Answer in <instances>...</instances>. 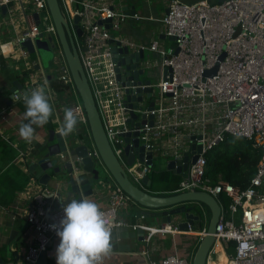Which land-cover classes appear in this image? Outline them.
Segmentation results:
<instances>
[{
	"label": "built area",
	"instance_id": "1",
	"mask_svg": "<svg viewBox=\"0 0 264 264\" xmlns=\"http://www.w3.org/2000/svg\"><path fill=\"white\" fill-rule=\"evenodd\" d=\"M60 3L72 28L108 140L130 179L150 191L143 179L155 168L157 156L166 161L181 160L193 142L201 144L199 157L190 163L187 175L176 189L150 192L167 195L197 189L213 194L219 202L220 195L226 193L231 202L227 207L220 202L222 214L216 226L212 254L217 253L219 243L224 251H231L229 264H264V0H169L168 12L154 20L160 23V35L174 37V46H167L159 39L149 44L137 43L121 33L127 18H144L123 10L121 0H60ZM4 5L10 15L6 24L14 35L5 37L0 27V69L5 59L12 58L24 61L22 70H32L36 61L22 43L44 33L54 37L51 61L54 76L75 89L47 0H0V15ZM76 15L80 16L82 36H78L75 28ZM113 40L121 46L156 52L157 82L139 85L135 80H120ZM143 64L149 65L150 61ZM28 82V93L43 85L37 76ZM148 86L153 88L151 96L143 93L141 100L128 99L129 89L133 90L131 95L138 97L137 88ZM24 96L14 93L15 100ZM72 110L82 122H87L78 94ZM132 113L136 114L135 118ZM0 120H8L4 108ZM127 134H131L132 141L139 138L145 146L144 158L137 155L132 164L126 153ZM230 136L250 140L260 150L256 171L244 189L223 180L214 183L206 176L207 154ZM149 153L152 164L148 163ZM162 166L166 168L165 163ZM103 185L113 186L108 204L100 207L112 231L142 228L147 240L157 233L187 232L174 224L157 227L125 221L121 212L134 199L113 179L104 180ZM50 193L46 186L32 185V197L24 215L34 241L24 255L23 264H37L49 243L60 239L53 225L59 228L64 205L50 210L46 200ZM148 264H192V258L170 254L160 263L150 260Z\"/></svg>",
	"mask_w": 264,
	"mask_h": 264
},
{
	"label": "water",
	"instance_id": "2",
	"mask_svg": "<svg viewBox=\"0 0 264 264\" xmlns=\"http://www.w3.org/2000/svg\"><path fill=\"white\" fill-rule=\"evenodd\" d=\"M139 1L142 0H121V5L127 13L135 14ZM47 3L73 77L75 90L83 103L87 122H82L77 116L76 130L67 137L61 136L56 127L49 128L47 134L44 135V141L40 143L34 154L30 171L38 179L40 185L52 188L50 197H56L63 205L72 199L80 200L82 197H91L96 193V186L102 180H108V176H110L124 192L140 205L141 209L136 211L138 218H146L150 221L154 219L152 222L156 220L161 225L174 224L181 230H192L195 234L197 232L199 242L192 264H209L212 249L216 243V226L222 214L219 199L207 191L197 189L168 195L155 194L139 187L130 179L108 140L90 83L84 72L72 28L62 10L60 0H47ZM2 11L6 13V5L2 7ZM167 12L168 9H166ZM35 18L37 24H40L39 14L36 13ZM79 20L80 16L76 15L74 18L75 28L78 36H82L83 31L79 27ZM43 37L45 35L41 33L39 38ZM170 39L173 40L174 37H170ZM48 41L54 47V37L49 36ZM38 42L37 39L28 38L22 45L34 54L38 52ZM113 42L115 43L112 48L114 56L119 62L118 78L124 82L135 80V84L139 85L150 84L151 78L142 77L146 70L143 63L146 60L147 50H136L129 45L121 46L114 40ZM38 67L39 65H36V68ZM14 84L12 92L17 93L19 97L30 94L19 80L14 81ZM132 91L129 89L128 99L141 100L143 93L151 96L153 88L151 86L137 88L138 97L131 95ZM1 92L0 89V95ZM65 97L71 99V92L66 91ZM154 105L155 102L152 100L150 107L153 108ZM132 117L135 118L136 114L132 113ZM150 117L153 119V114ZM62 123H59L60 127ZM152 123L153 120H151ZM191 139L194 140L195 135ZM126 142V153L130 164L134 163L137 155L141 159L144 158L145 146L139 138L132 141L131 134H127ZM132 142L133 145H131ZM201 151L202 145L193 142L191 149L184 151L181 160H167L166 168L186 176L190 163L197 160ZM148 163H153L152 153H149ZM143 182L150 186L151 176L146 175ZM207 215L209 221L205 226L204 220ZM138 232L144 233L145 231L139 228ZM51 244L52 241L49 246ZM37 264H49L47 249L40 254Z\"/></svg>",
	"mask_w": 264,
	"mask_h": 264
},
{
	"label": "crops",
	"instance_id": "3",
	"mask_svg": "<svg viewBox=\"0 0 264 264\" xmlns=\"http://www.w3.org/2000/svg\"><path fill=\"white\" fill-rule=\"evenodd\" d=\"M142 1L137 3V13L141 15L138 10L140 3L144 7L151 6L155 13L147 17L150 20L163 17L166 9H168L169 0ZM2 16L0 25L2 26L1 29L4 30L5 37L14 35L11 27L6 24L10 17L9 13H3ZM144 18L146 17L144 16ZM142 19L127 18L120 32L137 43L149 44V39L147 35L142 34L140 26L135 27ZM154 32L156 36L152 40L159 39L169 46V40L172 39L165 36L161 37L163 34L160 35L159 22ZM41 41L37 44L38 52L30 54L31 58L32 55H35L32 60L36 61L32 70H22L23 65H20L18 61L13 63V59L10 60L11 58L5 59L0 69V89L2 90L0 112L4 108L8 113L7 121L0 120V142H2L0 143V264H23L24 255L29 245L34 241L33 232L29 229L24 214L32 197V185L40 186V183L30 171V165L34 159V154L38 150L37 148L44 141L43 138L48 129L51 127L60 129L59 123L64 120V109H72L78 94L71 85L64 84L54 76L51 66L54 55L53 47L49 41L43 44H41ZM36 65H39V67L36 68ZM36 76L42 80L43 85L47 81L45 90L54 111L48 123L43 127L34 126L35 139L31 143H27L19 135L21 124L27 123L24 117L26 111L25 100L24 98L15 100L12 89L15 86L14 81L19 80L27 87L29 85L28 80ZM66 91L71 92V99H66ZM155 168L166 169L162 165L155 166ZM25 176L28 181L26 185L20 187L25 182ZM108 179L112 180L110 176H108ZM104 180L96 186V193L87 198L96 202L100 207H105L108 204L110 191L113 189V186L108 188L103 185ZM146 187L153 192H169V190H161L152 186ZM51 194L52 191L46 198L47 207L54 210L63 204L56 197H50ZM137 209H141V207L135 200L128 201L121 212V218L127 222H141L151 226H161L156 220L152 222L154 219L150 221V219L138 218ZM202 228L204 227L202 226ZM189 232L157 233L150 240H147L146 232L139 233L138 230L134 231L130 227L116 229L112 231V253L104 258L103 264H148L150 260L160 263L163 258L170 254H178L181 257L193 259L199 238L197 232L196 234ZM59 243L60 239H53L52 244L48 246L49 264H57L56 249ZM224 252L221 255V264H225L223 260H226L227 252Z\"/></svg>",
	"mask_w": 264,
	"mask_h": 264
},
{
	"label": "clouds",
	"instance_id": "4",
	"mask_svg": "<svg viewBox=\"0 0 264 264\" xmlns=\"http://www.w3.org/2000/svg\"><path fill=\"white\" fill-rule=\"evenodd\" d=\"M44 85L25 94L27 123L19 129L20 137L27 143L35 139V128L43 127L53 115V107ZM77 115L71 108L64 109L60 135L67 137L76 130ZM64 218L56 229L60 243L56 249L57 264H103L113 250L112 229L105 213L96 202L82 197L72 199L63 207Z\"/></svg>",
	"mask_w": 264,
	"mask_h": 264
},
{
	"label": "trees",
	"instance_id": "5",
	"mask_svg": "<svg viewBox=\"0 0 264 264\" xmlns=\"http://www.w3.org/2000/svg\"><path fill=\"white\" fill-rule=\"evenodd\" d=\"M233 138L244 139L246 143H244L245 145H237L233 149H226L223 145L232 142ZM259 159L260 150L254 147L250 140L230 136L225 143L207 154L206 176L214 183L223 180L234 184L240 189H244L249 185ZM182 178V174L173 170L154 168L151 172L152 182L150 186L171 191L178 187ZM24 181L20 187L26 185L28 181L26 176ZM220 202L224 207H227L231 202V197L223 193L220 195Z\"/></svg>",
	"mask_w": 264,
	"mask_h": 264
},
{
	"label": "rangeland",
	"instance_id": "6",
	"mask_svg": "<svg viewBox=\"0 0 264 264\" xmlns=\"http://www.w3.org/2000/svg\"><path fill=\"white\" fill-rule=\"evenodd\" d=\"M187 1H194V0H187ZM214 2H218L219 0H212ZM139 12L141 13V15L145 16L146 18L142 19L139 23H137V25L135 27H139L141 28V32L142 34L144 35H147L148 37V43H151L152 39L156 36V33L154 32V29L157 27V24L158 22L157 21H154V20H150V19H147V17H149L150 15H154L155 11L151 6H145L143 4L140 3V6H139ZM3 16L0 15V19H2ZM0 27H2L0 25ZM38 38V39H37ZM36 39L38 41H41V44L43 43H46V41H48V36H45L43 38H39L37 37ZM39 44V42H38ZM174 41L172 40H169V46H174ZM35 55H32V58L34 57ZM146 61H150V64L149 65H146L145 68V73L142 75V77H146V78H151L152 81L154 82H157V80L159 79V63H158V60H159V56L156 52L154 51H151V50H147L146 52ZM12 60V58L10 59ZM13 63H16L15 60L13 59L12 60ZM20 63V65H23L24 61L22 60L21 62H18ZM19 65V64H18ZM51 66H53V63L51 62ZM155 90H157V88H155ZM246 143V141L243 139H239V138H233L232 142H229V143H226L224 144L223 146L226 148V149H233L234 147H237V145H241V144H244ZM248 143V142H247ZM245 145V144H244ZM166 162V159L164 158H161V157H156L155 158V165L156 166H159V165H163L164 163ZM209 221V216H205V220H204V225L206 226V224L208 223ZM200 226V224H199ZM233 244V243H231ZM230 250L227 251V254L229 255L230 254ZM212 257H213V264H221V259L219 257V253L217 254H212Z\"/></svg>",
	"mask_w": 264,
	"mask_h": 264
},
{
	"label": "bare ground",
	"instance_id": "7",
	"mask_svg": "<svg viewBox=\"0 0 264 264\" xmlns=\"http://www.w3.org/2000/svg\"><path fill=\"white\" fill-rule=\"evenodd\" d=\"M189 233H194L192 230H190V232ZM217 250L219 251L218 253H219V257H220V259H221V255H222V253H225L224 252V250H223V248H222V246H221V244H217ZM223 262L225 263V264H229V257L227 256V254H226V260H223ZM209 264H213V259L211 258L210 259V262H209Z\"/></svg>",
	"mask_w": 264,
	"mask_h": 264
}]
</instances>
